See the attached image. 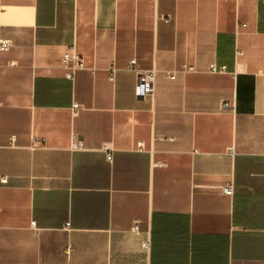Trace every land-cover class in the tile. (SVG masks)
<instances>
[{"label": "crops", "instance_id": "0c3cea01", "mask_svg": "<svg viewBox=\"0 0 264 264\" xmlns=\"http://www.w3.org/2000/svg\"><path fill=\"white\" fill-rule=\"evenodd\" d=\"M0 39V264H264V0H0Z\"/></svg>", "mask_w": 264, "mask_h": 264}, {"label": "built area", "instance_id": "2783aa9c", "mask_svg": "<svg viewBox=\"0 0 264 264\" xmlns=\"http://www.w3.org/2000/svg\"><path fill=\"white\" fill-rule=\"evenodd\" d=\"M112 1H117V0H112ZM11 46L10 41L5 40V39H0V54L3 52H6ZM62 65L66 71L65 73V78L68 80H73V76L74 73L78 70H82L83 69V65L80 59H78L75 55H71L69 53L65 54L63 56L62 59ZM130 67H132V69L135 71L136 73V84H135V95L137 98L140 99H146L150 96L153 95L154 93V80H155V76H154V72L153 71H141V70H137V68H135V62L132 61L130 62ZM184 72H192L194 71L192 68H187L184 67L183 68ZM208 72L210 74H226L227 70L225 67H219L215 64H210L208 67ZM173 78V77H171ZM110 81H113V74L110 77ZM73 110H74V114L76 113V111L79 109L78 105H73ZM230 106L228 103H222V108L223 109H228ZM140 147V146H139ZM72 149L76 150V151H81L83 150V146L82 143L76 139V137L74 136L72 138ZM104 151L106 152V160L110 161L111 160V150L109 148H104ZM7 182L6 179H1L0 180V184H5ZM222 192L225 196H231L232 195V187L230 185L225 186L222 188ZM31 227L34 228L35 227V223L32 222L31 223ZM133 231H136V228H133ZM142 248L144 250H148L149 249V244L148 243H144L142 245Z\"/></svg>", "mask_w": 264, "mask_h": 264}]
</instances>
